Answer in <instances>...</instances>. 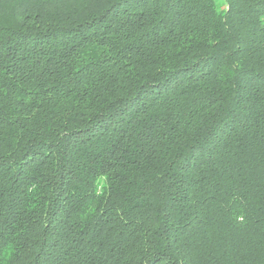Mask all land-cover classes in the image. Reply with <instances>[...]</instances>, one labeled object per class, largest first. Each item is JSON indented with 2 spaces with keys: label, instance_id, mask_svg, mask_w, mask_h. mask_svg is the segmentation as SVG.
I'll use <instances>...</instances> for the list:
<instances>
[{
  "label": "trees",
  "instance_id": "obj_1",
  "mask_svg": "<svg viewBox=\"0 0 264 264\" xmlns=\"http://www.w3.org/2000/svg\"><path fill=\"white\" fill-rule=\"evenodd\" d=\"M0 264H264V0H0Z\"/></svg>",
  "mask_w": 264,
  "mask_h": 264
},
{
  "label": "rangeland",
  "instance_id": "obj_2",
  "mask_svg": "<svg viewBox=\"0 0 264 264\" xmlns=\"http://www.w3.org/2000/svg\"><path fill=\"white\" fill-rule=\"evenodd\" d=\"M216 2H217V4H218V6H222L224 0H216Z\"/></svg>",
  "mask_w": 264,
  "mask_h": 264
}]
</instances>
